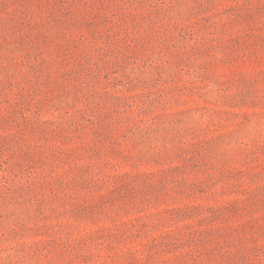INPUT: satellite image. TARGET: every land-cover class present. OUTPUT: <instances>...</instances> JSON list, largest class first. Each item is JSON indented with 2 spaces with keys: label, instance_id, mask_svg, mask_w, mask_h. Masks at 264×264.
Listing matches in <instances>:
<instances>
[{
  "label": "rangeland",
  "instance_id": "obj_1",
  "mask_svg": "<svg viewBox=\"0 0 264 264\" xmlns=\"http://www.w3.org/2000/svg\"><path fill=\"white\" fill-rule=\"evenodd\" d=\"M0 264H264V0H0Z\"/></svg>",
  "mask_w": 264,
  "mask_h": 264
}]
</instances>
